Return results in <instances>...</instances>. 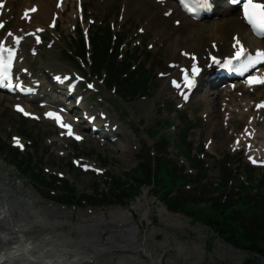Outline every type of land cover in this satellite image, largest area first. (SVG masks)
I'll list each match as a JSON object with an SVG mask.
<instances>
[{
  "label": "bare ground",
  "instance_id": "1",
  "mask_svg": "<svg viewBox=\"0 0 264 264\" xmlns=\"http://www.w3.org/2000/svg\"><path fill=\"white\" fill-rule=\"evenodd\" d=\"M55 1L39 0L40 10L34 16L35 18L33 17L38 26H42L44 21L49 22L52 19L51 15L56 14L55 7H52ZM123 4L125 9H129L133 5V1L124 0ZM139 7L136 4L134 9ZM224 11L227 14L226 18L196 24L193 26L194 28L189 29L186 36L178 32L175 34L166 27L159 28L156 36L167 40L165 48L175 58L174 62H179L178 56L180 55L176 56L177 52L180 53L184 50L201 54L205 52L206 47H210L212 42L225 43L220 47V51L228 52L230 45L225 40H229L233 36V32L249 37V42H256L248 35L246 28L240 26L232 10L225 9ZM148 28L149 30L153 28L152 23ZM14 29L15 31L33 30V27L17 17ZM172 76H175L174 79H176L178 72L175 71ZM162 85L163 89L169 88V91L174 94V91L169 87V78L165 79ZM196 97L205 104V113L210 117V112H213V96L204 92ZM1 101L0 94V103ZM177 102L182 104L180 100ZM141 107L148 114L151 111L152 102H143ZM212 120L211 117L209 121ZM212 124L213 122H211V126ZM213 130L214 127L208 132L213 134ZM134 148V144L129 140L127 144L120 145L118 150L121 157H126L133 153ZM1 163L0 161V174H2ZM144 202L139 207L142 210L140 222L143 224L147 220L150 224L145 240H141V238L138 239L140 227L131 220L129 215L131 213L126 209L118 208L119 211H114L110 215L109 222L104 212H97L91 216L81 212L77 214L78 221L75 222L70 218L74 217V214L64 211L62 207L63 210H60L58 209L60 207L51 208L41 205L33 191L23 193L19 186L14 189L9 185L8 178L6 176L2 178L0 175V254L2 255V251L5 253V264H177L180 253L178 254L174 250L169 252L174 255L172 262L165 260L168 253L162 259L156 257L152 252L158 246L165 249L168 246L169 238H165L164 242L159 245L153 243L151 236L155 233L152 227L154 212L149 208V201L145 200ZM160 212L162 219L173 229L183 223L182 217L166 211L165 208ZM109 225L113 231L106 240L101 241L103 228ZM19 244L20 250L18 249ZM183 245L188 246L186 243ZM13 246L15 248H10ZM228 249L229 251L225 252L219 246L216 249V254L224 258L233 256L234 263L243 262L242 257L234 254L230 248ZM188 250L187 255L192 258L186 257L187 264H203L200 245L190 246ZM13 253L19 254V258L8 259L9 255Z\"/></svg>",
  "mask_w": 264,
  "mask_h": 264
},
{
  "label": "rangeland",
  "instance_id": "2",
  "mask_svg": "<svg viewBox=\"0 0 264 264\" xmlns=\"http://www.w3.org/2000/svg\"><path fill=\"white\" fill-rule=\"evenodd\" d=\"M89 1L91 2L90 3L91 6L93 7V9L89 12L92 13L91 16L95 18L96 22L99 23L100 20L102 21L104 20V18L106 19V16H108L109 24L110 23L113 24V22H115V25L117 24V26L120 27V31L122 32L123 35L127 36V39L130 37L131 32L136 33L137 29L141 27L142 25L147 28V25L145 24V20L149 18L150 16H153V17L155 16V18H153L152 20L153 28H151L150 31H147L148 33L142 37L144 39V44L149 42V40L154 41L156 39L155 34L159 28L166 27V28H169V30L171 31L170 23L168 21H165L159 16L160 11L155 10L152 7L151 3H147V2L143 3L141 0H132L133 5L129 9H127L126 12L125 10H123L122 12L124 14L123 19L120 20L119 15L121 14V10L123 8L122 4L124 0H114V1L106 0V2H103L102 0H89ZM136 4H138L140 7L134 9ZM62 29L63 31H65L66 35L70 34L67 26H63ZM188 31L189 30L178 31V33L182 34L183 36H186L188 34ZM174 33H177V32H174ZM163 39L164 38H162V40ZM165 40L166 39H164V41ZM138 50L140 51V54L138 55L140 58L149 59L150 57L151 58L153 57L152 56L153 53H150L149 50H147V47H145L146 51H144L143 49H138ZM155 51H159V48H155ZM170 55L171 53L168 52L165 47L162 50L160 49V56L164 57V56H170ZM154 60L155 58L152 59V63L154 64V67H155L156 63H154ZM150 63L151 62H148L147 65H149ZM61 65H65V64H61ZM155 81L156 80H154V82ZM161 90H162V82H159L158 90L154 91V94H155L154 97L147 99L148 101H152L155 103V105L153 104L154 109L152 113L150 112L149 114H145L143 109L140 107V103L142 101L141 99H137L135 100V102L131 104H124L123 106V111H122L124 114L123 116L124 117L128 116V119L124 120V124H128L130 121L134 122L133 125H130L131 127L129 126L131 129L129 135L131 136V138H133V141L138 146L135 152L134 158L132 160H128L130 161V164H126L125 160H127V158H123V157L120 158L119 153H116L115 151H111L110 148H106V149L100 148L99 146H96L93 142H90V144L85 143L83 146H80L79 153H84L94 160L96 157H99L100 160H103V159L106 160L107 162L104 165L109 168L108 175L118 177L122 175L123 173H125L126 170L128 172L133 167H135L136 155L139 153L145 152V150L141 152L142 150L140 149H141V146L144 145L143 139L146 136L145 132L149 131L151 133L152 124L155 123V125H159V121L162 119H167V116H168L170 119L173 120L177 128V130L173 131V133L179 134L180 133L179 131L183 129L182 123L184 124L187 123V120L185 119V114L177 115L176 112H173L172 110L173 108H170V107H173V105L171 106L172 96H169L168 94L164 95ZM161 92H162V96L159 98V93ZM168 100L170 102L167 106ZM162 104L166 105V109L163 111H160V106ZM8 106H10V104H8L7 100L5 99V96H2V101L0 103V122H1L0 142H1V145H8V137H7L8 133L6 131L7 125H13L14 129L20 133L21 132L25 134L28 133L32 137V139H34L36 142V150L34 151V154L32 155L34 159L38 160L39 158L43 157L42 166L45 169L49 168V169H54L56 171L58 169H62L60 170L62 172H65L67 170L70 173V181L72 183H75V187L80 192V194L94 196L96 194L95 187H94L95 179L90 174H83V173L79 174V170H76V169L74 171H71L68 168L69 160H62L54 154H49V155L47 154V152L49 151V148L45 146L44 138L53 132L52 126L49 124H36V123H28V122L26 124H22L21 118L14 115V113L10 110V107ZM192 108L195 109V112L197 113L194 124H193L192 131L190 132V136H191L190 141L195 143V147L199 145L200 143H202L203 141H205L206 139L210 138V135H208V130L214 127L212 137L215 141L218 142V147L216 149V152H212L213 155H211L210 157L208 156L204 157L207 168L211 170V172L209 173V181H213L218 171V169H215V164L216 162L219 161V158L217 156L218 155L224 156L228 153L227 144L230 139L227 136H230V135L228 134V131L223 128L222 120H221L222 115H220L217 110L216 112H214V118L212 120L213 124L211 126V123L209 124L208 122H205L204 119H202V114L206 110L205 109L206 107L201 101L195 100ZM115 114H116V117H118V114L117 113ZM212 116L213 114L211 115V117ZM138 120L143 121L141 127L138 126V124L136 123ZM235 127H236L235 125H232L231 129H234ZM166 132H169V131H166ZM200 133H202V136H201V139L199 140ZM138 138L140 139V141H138ZM225 139L226 141H224ZM127 140H128V137L123 141L127 142ZM121 143L122 142H120V144ZM120 144H118L117 146H111V147L118 148ZM90 147H93V148L90 151H88V148ZM169 150H172V148ZM171 153L175 155V160L177 163H179L177 165H180L181 163H180V160L179 161L177 160L178 155L176 151H172ZM231 159L234 160V161L232 160L231 169L232 170L235 169L237 173L241 172L243 173V175L247 176L245 172V167L242 165V160L239 158L234 159L233 157ZM0 160L2 161V165H3V167L1 168V170L3 171V176L8 175V174L11 175L9 176L11 185L16 186L19 183L24 182L25 186H24L23 193H26L28 191H33L35 195L37 196L39 203L41 205H46L51 208H52V205H56V207H60L58 208L60 210H63L61 209V207L64 208V211L74 214V217H70L72 221L77 222L78 221L77 214L81 212L88 214L90 216L92 214L95 215L97 212H104L106 213L105 217L107 218L109 222L110 215L114 211H119L118 208H122L118 205H113L110 207H93L91 205L89 206L87 205L79 209V208L66 207V206L54 204L48 201L47 199H45L44 197L42 198L41 194L37 191L36 189L37 187L34 184L28 182L26 179L23 178L25 180L24 181L22 177L18 176L16 170L10 167L6 163L7 161L4 155L0 156ZM239 162L240 164H238ZM239 166L241 167V170H239L238 168ZM261 174L262 172L258 171L253 175V177L260 179L262 177L260 176ZM106 182L107 181H104L102 179L101 183H99L101 184L99 185L100 191L104 193H107L109 190V187L107 186V184L110 181L107 184ZM155 192L156 190H154L153 187H150L148 189H145V188L142 189V191L140 192V196L137 197L136 200L134 199L132 202L129 203L130 204L129 209L132 210L133 215H134V217H132V220L136 222L137 225H139L140 227L138 239L141 238V240H145V236L147 234L150 223L149 221L145 220L143 224H141L140 218H141L142 210L139 207L140 205L145 203L144 202L145 200L149 201L150 203L149 208L154 212L153 214L154 223L152 227L154 228L155 233H153L151 236L153 243H157L159 245L162 242H164L165 238L167 237L169 238L168 246L165 249H162L161 247L158 246L155 248V250H152V252L155 253L156 257L164 258L168 253L169 255H167L166 261L172 262L174 255L169 252L171 250H174L180 253V258L177 264H185L186 257L192 258V256L187 255L189 253L188 247L190 246L195 247L196 244L202 243L203 246L205 245L207 246L208 249L211 250L210 252H208L205 250V247L203 248V253H204V257L202 261L203 264H209L210 262L211 264H247L246 263L247 254L239 252L236 249H232L231 251L237 256L242 257L243 262L239 261L238 263H234L232 260L233 256H230V258H224V257L218 256L216 254V249L219 248V246L223 247L218 243L220 242V240L212 232H210L206 227H203L199 223L194 222L191 218L183 216L182 214L172 213L174 215L182 217L184 220H183V223L179 225V227L177 226L174 229L171 228L167 224V222H165L162 219L160 210L163 209L164 206L155 197ZM57 198H60V194L57 195ZM103 229H104V232H103L101 241L106 240L113 231V228L110 225L104 226ZM185 243L188 245L187 247L183 245ZM177 245H179V248ZM181 247L183 248V250L180 249ZM226 247L230 248V246H226ZM221 249L225 252L229 251V249H225L224 247ZM212 257H215V261L212 259Z\"/></svg>",
  "mask_w": 264,
  "mask_h": 264
},
{
  "label": "trees",
  "instance_id": "3",
  "mask_svg": "<svg viewBox=\"0 0 264 264\" xmlns=\"http://www.w3.org/2000/svg\"><path fill=\"white\" fill-rule=\"evenodd\" d=\"M108 37V46H109V33H107ZM107 37L104 39L106 40ZM103 42L105 43V41ZM162 176L165 177L167 180L170 181V183H173L172 174L169 173L168 170H162ZM147 184H151V180L148 179ZM127 185V184H126ZM142 187L141 183H137L136 190L134 192H131V194L128 193V191L124 194L126 191H122L124 196V200H129L130 198L136 196L140 188ZM121 188V187H117ZM130 192V191H129ZM105 204L103 201H97L95 202V205L100 206ZM170 209L176 211V212H183L184 214L193 216L196 220L203 221L207 217H213L215 219H219L225 228H228L229 232L233 230L230 227H227V225H231L235 227L234 234L237 236V238L247 247H251V250L259 251L264 256V227L262 226L259 230L256 228H253L250 230L245 225H242L238 213H236L232 206L230 205H224V207H220L221 205L219 203H212L211 206H209L207 209L209 212H205L202 208H198L195 204L190 205H183L180 204L176 208L169 202ZM210 213V214H209ZM215 215V216H213ZM214 219V220H215ZM217 221V220H216Z\"/></svg>",
  "mask_w": 264,
  "mask_h": 264
},
{
  "label": "snow or ice",
  "instance_id": "4",
  "mask_svg": "<svg viewBox=\"0 0 264 264\" xmlns=\"http://www.w3.org/2000/svg\"><path fill=\"white\" fill-rule=\"evenodd\" d=\"M244 14L245 18L248 20V23L253 26L254 29L258 31H264V3H257L255 0H246L244 3ZM11 36L12 34L9 33ZM17 43L19 42L18 40L16 41ZM237 45H239V41L237 40ZM5 53H7V58H5ZM244 49L243 46H240L239 51L236 53V58L240 59L242 56H244ZM15 58V54L11 48H6L3 46H0V87L3 86H8L11 81V71H12V66H13V60ZM191 59H195V57H191ZM257 62L264 61V52H259L257 53L256 57ZM214 63H220V61L216 60L213 58ZM231 61H229L228 65L230 66ZM193 74H198L199 69L193 65L192 68ZM255 80V78H253ZM184 81L185 84L188 87L192 86V81L188 78L187 72L184 74ZM8 82V83H5ZM173 86L176 88H179L180 85L176 83V81H173ZM89 87H92V85H89ZM18 111H23L22 108L18 106L17 108ZM25 115H29L27 112L24 113ZM47 116L50 119H53L55 122H57L61 128L67 130V134L69 136L73 135L72 127L70 124H66L63 122V119L60 115L54 112H49L47 113ZM75 139L80 140V136H76ZM15 143L17 147L22 148L23 145L20 143L19 138H15ZM255 162V161H253Z\"/></svg>",
  "mask_w": 264,
  "mask_h": 264
}]
</instances>
